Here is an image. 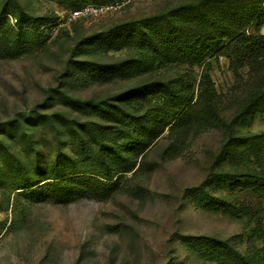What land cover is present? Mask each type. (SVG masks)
I'll return each mask as SVG.
<instances>
[{
  "label": "rangeland",
  "instance_id": "374dc122",
  "mask_svg": "<svg viewBox=\"0 0 264 264\" xmlns=\"http://www.w3.org/2000/svg\"><path fill=\"white\" fill-rule=\"evenodd\" d=\"M17 1L34 17L56 16L59 21L34 33L30 24L17 31L15 19L5 18V29L9 22L15 30H9L11 42L23 45L18 54H8L0 38V264H216L199 251L204 236L227 240L243 255L254 256L263 247L254 233L255 220L218 209L198 190L203 187L209 197L232 207L264 211V195L239 176L258 166L246 148L219 163L227 135L214 114H193L186 129H165L154 139L149 122L150 137L138 135L123 125L115 128L108 115L60 97L65 93L81 101L116 104L114 96L143 84L186 88L197 95L203 66L156 60L135 73L104 76L73 68L83 61L136 59L134 48L78 46L87 36L199 0H81L82 9L98 10L79 17L52 0ZM7 2L0 0V9ZM249 32L264 45V25ZM260 61L259 71L233 53L210 62L216 108L236 136L264 134L263 112L237 119L243 105L264 89V56ZM161 101L160 95L142 98L132 108ZM59 115L74 120V128ZM85 122L114 127L120 149L125 141L138 140L144 150L130 157L123 147V160L114 161L106 151L105 161L80 126ZM111 163L110 174L123 172L100 198L76 178L110 183L103 177Z\"/></svg>",
  "mask_w": 264,
  "mask_h": 264
},
{
  "label": "trees",
  "instance_id": "16d2710c",
  "mask_svg": "<svg viewBox=\"0 0 264 264\" xmlns=\"http://www.w3.org/2000/svg\"><path fill=\"white\" fill-rule=\"evenodd\" d=\"M63 8L74 11L82 9L81 0H52ZM12 16L15 19L17 31L24 30L23 23L30 24V30L37 33L44 26H55L59 21L56 16L37 18L28 14L17 0H8L0 9V38L4 41L8 54L19 52L23 45L19 42H11L9 30L15 31L6 19ZM264 25V0H199L185 3L171 12H165L141 21L123 24L95 33L82 40L79 49L91 46L93 43L106 44L108 50H120L125 47L138 50L139 57L118 61L111 64H100L93 61H83L78 67L84 71L88 68L100 74H122L126 70L133 73L140 68L152 65L156 60H165L170 63H187L189 65L203 66L205 71L200 77L198 93L186 88L174 91L165 84L135 85L114 96L117 103L102 101H81L74 99L65 93H60L61 99L72 106L81 109L93 108L110 120L115 122V128L123 125L130 128L138 135L153 134L156 139L162 130L169 129L172 133L176 127L183 126L192 120V115L201 116L204 113L214 114L225 129L227 139L222 148L220 162L230 161L238 154L241 148H246L248 155L258 163L256 168H248L240 172L239 176L247 178L249 184L259 195H264V134L250 137L236 136L232 125L226 122L218 113L215 105V88L209 75L210 62L222 57L237 54L239 59L247 62L251 69H261V57L264 56V45L260 44L258 35L249 32L250 28L261 29ZM3 33V34H2ZM77 47V48H78ZM18 54V53H17ZM208 59V60H207ZM77 68V69H76ZM86 74V73H85ZM161 97L159 103H149L141 110H135L132 106L142 98ZM196 96V97H195ZM195 100V102H194ZM256 112L264 113V89L252 96L242 107L237 119L244 118L247 114ZM70 127L74 128L75 121L59 115ZM23 119L31 121V116L24 114ZM146 122L153 127V133H147ZM19 123V121H12ZM20 124V123H19ZM85 126L91 140L99 147L101 155L106 159L105 153L113 161L123 160V147L125 152L138 155L144 150L140 141H125L121 149L114 135V127L100 125L94 122L81 123ZM112 130V131H110ZM118 134V133H117ZM173 152L170 148V153ZM112 163L105 177L110 183L100 181L97 183L94 177L78 176L79 183L93 195L101 197L105 192H110L118 180L116 174H110L113 170ZM226 175V174H225ZM109 184V185H108ZM205 201L218 205V209L235 210L234 216H243L255 220L254 233L263 241V247L256 251L254 256L243 255L227 240H219L211 236L201 237L202 245L199 251L209 261L216 264H264V211H256L252 207H232V204L209 197L204 188L198 189ZM237 208V209H236Z\"/></svg>",
  "mask_w": 264,
  "mask_h": 264
},
{
  "label": "built area",
  "instance_id": "2783aa9c",
  "mask_svg": "<svg viewBox=\"0 0 264 264\" xmlns=\"http://www.w3.org/2000/svg\"><path fill=\"white\" fill-rule=\"evenodd\" d=\"M97 10L98 9H94V7H92V6H88V7L81 9V10L74 11L73 13H74V16L79 17V16H86L92 12H96Z\"/></svg>",
  "mask_w": 264,
  "mask_h": 264
}]
</instances>
